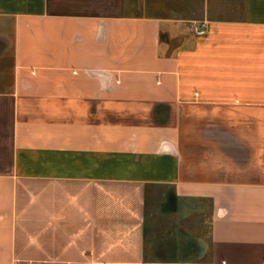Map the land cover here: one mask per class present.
<instances>
[{
	"label": "crops",
	"instance_id": "crops-1",
	"mask_svg": "<svg viewBox=\"0 0 264 264\" xmlns=\"http://www.w3.org/2000/svg\"><path fill=\"white\" fill-rule=\"evenodd\" d=\"M0 264H264V0H0Z\"/></svg>",
	"mask_w": 264,
	"mask_h": 264
},
{
	"label": "built area",
	"instance_id": "built-area-1",
	"mask_svg": "<svg viewBox=\"0 0 264 264\" xmlns=\"http://www.w3.org/2000/svg\"><path fill=\"white\" fill-rule=\"evenodd\" d=\"M203 25H201L198 29H195V33L197 34V35H201V34H203Z\"/></svg>",
	"mask_w": 264,
	"mask_h": 264
}]
</instances>
